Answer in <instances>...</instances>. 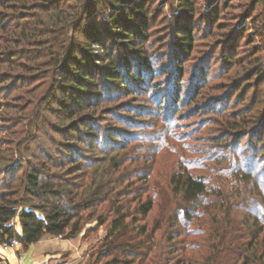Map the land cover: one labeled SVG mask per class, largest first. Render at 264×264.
I'll list each match as a JSON object with an SVG mask.
<instances>
[{
	"label": "trees",
	"instance_id": "trees-1",
	"mask_svg": "<svg viewBox=\"0 0 264 264\" xmlns=\"http://www.w3.org/2000/svg\"><path fill=\"white\" fill-rule=\"evenodd\" d=\"M252 1V12L261 10L247 19L260 21L264 31V0ZM209 2V19L220 18L219 6L228 0ZM166 7L171 14L162 16ZM0 9L4 97L27 86L21 90L25 102L20 113L32 107L38 112V106L49 101L46 111L66 120L76 117L70 126L75 145L67 147L65 170L50 156L36 164L18 162L24 153L19 144L32 135L24 123L28 118L10 120L19 143L13 147L0 139L1 245L17 238L27 249L45 235L72 239L86 223L96 221L98 226L107 225V234L92 249L89 264H264V112L253 113L257 102L242 111L237 107L225 112L231 120L225 133L234 132L238 143L251 136L257 142L248 143L230 164L207 166L208 174L190 170L200 160L187 165L179 161L160 181L148 166L156 160L155 153L143 151V157L135 159L144 160L149 168L139 171H121L122 161L106 157L126 150L127 144L115 140L123 138L122 132L101 127L103 117L96 115L114 108L100 106L116 102L113 94L133 98L155 73L148 47L151 26L161 16L174 32L173 58L184 62L195 44L194 0H0ZM255 49L256 55L260 50ZM231 52L223 55L227 72L242 67ZM61 68L66 73L56 85ZM253 68L242 77L250 83L257 75L259 86L264 85V74ZM46 80L51 85L44 89ZM196 81L190 86L195 97L205 87ZM180 82L181 78L172 92L158 95L157 101L166 103V119L183 102ZM237 86L231 89L234 94L243 90ZM252 113L254 117L241 118ZM238 143L233 146L236 151ZM16 217L22 234L12 223Z\"/></svg>",
	"mask_w": 264,
	"mask_h": 264
},
{
	"label": "rangeland",
	"instance_id": "rangeland-1",
	"mask_svg": "<svg viewBox=\"0 0 264 264\" xmlns=\"http://www.w3.org/2000/svg\"><path fill=\"white\" fill-rule=\"evenodd\" d=\"M194 1L197 5V15L192 22L195 44L191 52L184 57V62L180 64L173 58L175 51L172 41L174 32L167 22L161 19L162 16L171 14L169 6L162 12L163 15L152 24L150 30L151 38L148 52L152 57V66L158 77L155 78V73L152 74L141 91L136 89L137 93L133 95V98L132 96L122 97L113 94L116 102L103 103L100 106L113 107V111L104 112L101 116L96 115L103 117L104 121L100 125L105 128V131L108 132L112 129L114 132L120 131L124 135L123 138H115V140H124L127 144L126 150L106 155L109 158L117 157L118 161H122L121 171L125 169L129 171L149 169L146 166L147 162L135 159L143 157L144 152L147 155L152 152L155 153L156 160L148 162L150 163L148 164L149 170L152 169L151 171L155 174L154 177L160 181H162V176L174 170V166L179 161L183 165H187L189 160H200L190 170L196 175H205L211 171L207 170V166L221 167L222 162V166L230 164L234 157L239 158L237 155L241 154L240 151L245 149L248 143L252 144V140L256 139L251 136V138L247 137L238 143V137L234 132L225 133L227 121H231L225 112L231 111L232 108L238 109L237 107H239V111H242L250 104L252 105L253 102H257L253 113L258 116L264 112V85L259 86L257 75L250 83H247L242 77L244 72L250 71L253 67L264 74V37H262L264 31L260 26V21L256 23L247 19L253 13L254 3L252 0H228L227 3H221L219 6L218 15L220 18L209 19L207 12L212 7L209 0ZM156 7L153 9V13L156 11ZM260 10L258 8L252 17ZM0 11L3 10L0 9ZM255 48L260 50L256 55L254 54ZM94 49L97 51L96 47ZM225 51H234L242 67H231L227 72V66L223 63ZM179 66L182 68L178 69ZM65 73L66 70L59 69L56 85L62 83ZM180 78L182 87L180 95L184 104L180 103L177 109H173L170 117L166 119V110H164L166 103L158 102V95L164 91L166 93L172 92L174 85L178 83ZM194 80L205 85L196 97L191 95L192 88L190 89ZM236 83L239 85L237 87H243V90L234 94L236 90L231 89ZM50 85V81L46 80L43 88L46 89ZM25 88L27 86L12 91L9 96L4 97V88L3 85H0V139L6 143L11 142L12 146L15 147L19 142L12 135L16 129L13 128L10 120L18 121L28 118L24 123H28L32 136L30 138L26 136L27 141L24 144H19L24 153L22 159L19 157L17 161L36 164L46 161L47 157L50 156L54 162L64 165L65 170L68 167L66 158H64L68 151L67 147L75 145L70 126L75 124L76 117L66 120L52 111H46L45 108L48 107L49 101L45 102L44 106H38V112L36 108L32 107L24 114L20 113L19 107L25 102L21 99L25 95L21 93V90ZM244 93H246V100L243 105L238 106L237 101ZM52 95H54V91ZM227 97L230 98L227 100ZM27 100H29L28 97ZM119 103H126L127 106H117ZM159 105H162L161 108ZM129 108L136 112L129 113L126 110ZM73 109L75 111L76 108ZM85 113H88V110ZM253 113L248 114V116L243 114L241 118L254 117ZM171 122L174 123L172 127ZM6 129L8 130L6 131ZM102 135L104 136V133ZM262 139L264 141V136ZM254 140L253 143L255 144L257 141L254 142ZM236 143H238L239 151L234 148ZM2 146L6 148V144H2ZM105 147L110 149L108 144ZM27 149H29V153L26 152ZM251 153L253 152L247 153L249 154V156L246 155L248 156L247 160L250 159ZM260 159L262 158L260 157ZM12 223L15 225V229L20 224L17 217ZM86 232L87 235H85ZM81 233L84 234L86 243L92 244L88 252L89 264L92 249L107 234V225L98 226L96 221H92L84 225Z\"/></svg>",
	"mask_w": 264,
	"mask_h": 264
},
{
	"label": "crops",
	"instance_id": "crops-1",
	"mask_svg": "<svg viewBox=\"0 0 264 264\" xmlns=\"http://www.w3.org/2000/svg\"><path fill=\"white\" fill-rule=\"evenodd\" d=\"M16 231L22 234L19 224ZM92 244L86 243L81 233L72 239L45 235L27 249L4 251L0 244V264H88V252Z\"/></svg>",
	"mask_w": 264,
	"mask_h": 264
},
{
	"label": "built area",
	"instance_id": "built-area-1",
	"mask_svg": "<svg viewBox=\"0 0 264 264\" xmlns=\"http://www.w3.org/2000/svg\"><path fill=\"white\" fill-rule=\"evenodd\" d=\"M2 248L4 251H8L10 249H21V244L17 238H14L10 243H3Z\"/></svg>",
	"mask_w": 264,
	"mask_h": 264
}]
</instances>
